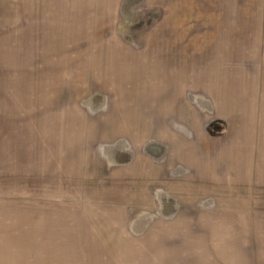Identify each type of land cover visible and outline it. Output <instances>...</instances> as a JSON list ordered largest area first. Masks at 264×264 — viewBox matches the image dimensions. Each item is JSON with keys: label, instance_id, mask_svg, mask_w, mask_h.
Listing matches in <instances>:
<instances>
[{"label": "rangeland", "instance_id": "obj_1", "mask_svg": "<svg viewBox=\"0 0 264 264\" xmlns=\"http://www.w3.org/2000/svg\"><path fill=\"white\" fill-rule=\"evenodd\" d=\"M0 264H264V0H0Z\"/></svg>", "mask_w": 264, "mask_h": 264}]
</instances>
